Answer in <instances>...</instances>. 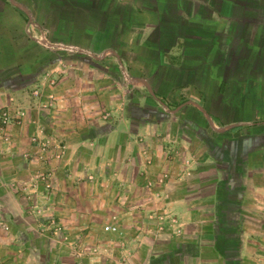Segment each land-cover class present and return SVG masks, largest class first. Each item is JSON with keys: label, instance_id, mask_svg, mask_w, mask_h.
Instances as JSON below:
<instances>
[{"label": "crops", "instance_id": "1", "mask_svg": "<svg viewBox=\"0 0 264 264\" xmlns=\"http://www.w3.org/2000/svg\"><path fill=\"white\" fill-rule=\"evenodd\" d=\"M114 65L128 68L157 103L152 110L137 106L141 120L122 106L129 91L111 72ZM174 81L179 106L199 114L207 130L221 129L215 147L225 152L224 187L243 184L239 192L229 190L234 204L227 200L221 212L247 216V205L250 212L259 209L252 197L264 196V157L227 156L224 142L247 131L255 150H264V0H0V106L11 97L9 105L26 109L21 122L0 128V264H35L22 244L36 239L32 229L45 223L37 208L41 215L53 213L58 224L91 223L85 216L98 211L96 196L119 195V201L129 191L118 184L130 187L145 178L130 172L142 163L145 141L156 154L164 138L172 154L179 143L189 145L190 138L177 133L178 107L170 109L174 122L144 118L160 115L163 90ZM35 86L53 94V106L37 107ZM39 125L65 144L60 159L47 163L34 155L29 138ZM41 172L49 176V188ZM103 181L111 184L106 190L97 185ZM170 188L178 193V184ZM173 194L170 205L184 203ZM109 199L111 208L119 204ZM210 203L204 207L211 209ZM236 227L235 258L241 259ZM48 257L37 264H47Z\"/></svg>", "mask_w": 264, "mask_h": 264}, {"label": "rangeland", "instance_id": "2", "mask_svg": "<svg viewBox=\"0 0 264 264\" xmlns=\"http://www.w3.org/2000/svg\"><path fill=\"white\" fill-rule=\"evenodd\" d=\"M110 70L119 76L126 84L124 86H127L129 92L123 93L125 104L122 106H126L134 114L132 117L135 121L136 118L139 120L143 118L136 110L137 106L149 110L157 107V103L148 97L149 92L144 83L132 79L128 68L114 65ZM179 88L180 85L175 81L169 82L163 90L164 96L161 100L164 104L160 115L147 114L144 118L147 121L162 119L174 122L170 109L178 107V113L182 118L177 120L181 123L177 133L189 137V145L179 143V147H175L172 154L167 146L170 141L164 138L162 140L164 144H161L156 154L154 147L147 145L145 141L144 146L139 149L142 163L135 164L130 170L134 177L137 174L145 178L141 181L138 177L133 179L134 183L132 180L130 187L125 186L128 183L118 184L119 188L124 187L127 192L129 191V195L125 194L124 199L121 197L119 201V195L96 196L94 201L99 206L98 211L88 212V216H85L90 218L91 223L74 224L65 221L58 224L53 219L55 217L53 213L41 215L37 208V216H43L45 223L32 229L33 235H37L36 239L27 245L22 244L25 251H31V256H35L33 260L35 264L37 260L43 258V254L49 256L47 264H56L58 251L62 257L58 260L59 264H225L220 254L223 248L212 243L216 240L232 241L235 222L239 224V227H236L238 229L236 236L242 238L240 250L243 253L241 259H238L239 264H264V202H262L264 196H259L258 201L253 195V202H258L260 207L250 212L247 205L249 211L245 213L247 216L233 211L221 212L220 206L227 200L231 205L234 204V201L230 200L232 196H229V190L232 193L239 192L243 184L240 185V182H237L239 180H235L234 188L224 187L227 180L222 177L220 168L226 169V165H223L224 161H221L220 156L223 157L225 152L220 155L219 149L215 147L218 138L222 136L218 135L221 129L207 130L202 125L204 123L199 114H192L191 109L189 112L186 104L179 106L182 101L177 102L173 98L178 95ZM141 90L146 95H139ZM36 105L39 109L46 108L42 106L40 100ZM171 115L172 119L169 118ZM31 121L35 122L36 118L31 117ZM246 133L247 131H241L236 133L235 137L225 139V148L231 150L226 153L227 156L234 152L242 159V155L251 153L256 156L255 160H260L264 157V150H255L253 143L249 142L250 138L245 136ZM160 134L164 137L163 132ZM241 166L245 168V162ZM116 172L114 170V175ZM203 172L204 175L201 174ZM228 181L233 182V179ZM254 181L257 180H252V183ZM105 182L97 185L106 190L111 184ZM118 182L120 183L117 180ZM246 182L251 184L249 178ZM175 184H178V193L175 188L173 190L170 188ZM26 185L23 184L22 189L26 188ZM163 189L167 191L157 196L155 192H163ZM171 191L173 195L181 196L184 203L170 205ZM109 198L119 204L112 205L114 208H111ZM246 199H249V195H246ZM107 200L110 205L106 206ZM209 202L211 209L204 207V204ZM65 213L68 215L72 211L66 210ZM107 224H114L116 230L114 232L106 230ZM244 238L252 241V245L244 243ZM226 252L230 255L233 247L231 251L226 249ZM236 260L232 258L229 263L232 261L236 263Z\"/></svg>", "mask_w": 264, "mask_h": 264}, {"label": "built area", "instance_id": "3", "mask_svg": "<svg viewBox=\"0 0 264 264\" xmlns=\"http://www.w3.org/2000/svg\"><path fill=\"white\" fill-rule=\"evenodd\" d=\"M31 95L38 101L40 100L43 107L53 106V94L41 93L40 86H35L31 90ZM9 100L13 103V98L10 97ZM9 103L0 107V128L2 126H7L12 122L19 123L26 115V109L22 106H17L16 104L9 105ZM40 130H42L41 125L37 127V131L29 138L30 144L33 146V149H35L33 152L34 155L36 154L43 162L47 163L51 161V159H60L65 150V144L63 141L58 140L54 134H45ZM38 176L40 180L44 181L43 183L45 187L49 188L50 186L47 182V180H49V176L44 172H41ZM105 229L114 232L116 230V226L114 224H107Z\"/></svg>", "mask_w": 264, "mask_h": 264}, {"label": "trees", "instance_id": "4", "mask_svg": "<svg viewBox=\"0 0 264 264\" xmlns=\"http://www.w3.org/2000/svg\"><path fill=\"white\" fill-rule=\"evenodd\" d=\"M212 245H219L221 246V248H223V250L221 249V252L220 254L222 255L223 257V260H224V263L225 264H239V261L238 259L236 260V263L234 261H232L231 263H229L232 258L235 259V251H234V242L233 240L231 241H221V240H216L212 243ZM231 247H233V252H231V254L229 255V253L226 252V249L227 250H230L231 251ZM218 252H219V249L217 248L216 249Z\"/></svg>", "mask_w": 264, "mask_h": 264}]
</instances>
